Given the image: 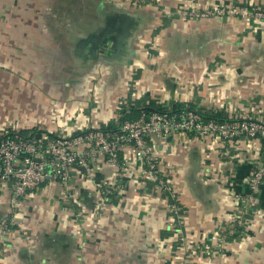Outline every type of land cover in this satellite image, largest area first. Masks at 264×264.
<instances>
[{
	"label": "crops",
	"instance_id": "crops-1",
	"mask_svg": "<svg viewBox=\"0 0 264 264\" xmlns=\"http://www.w3.org/2000/svg\"><path fill=\"white\" fill-rule=\"evenodd\" d=\"M87 3L80 16L74 0L63 12L59 0H0V134H110L144 107L264 120V0ZM181 5L250 14L185 19L173 12ZM148 141L167 188L127 147L116 164L101 158L89 174L74 169L66 187L46 180L16 208L10 183H0V220L13 222L0 236V264L139 263L107 255L113 243L115 254L142 245L148 264H264V184L240 236L222 255L213 247L236 195L248 192L264 140L186 133Z\"/></svg>",
	"mask_w": 264,
	"mask_h": 264
},
{
	"label": "built area",
	"instance_id": "built-area-1",
	"mask_svg": "<svg viewBox=\"0 0 264 264\" xmlns=\"http://www.w3.org/2000/svg\"><path fill=\"white\" fill-rule=\"evenodd\" d=\"M175 13L193 19H208L223 15H249L247 8L230 6H211L201 9L182 5ZM261 15L260 12H253ZM211 113L207 119L192 108L178 110L160 109L141 115L132 121H124L120 129L113 133L99 129L82 131L75 135H49L31 133L26 136L0 134V183L9 182L13 207L21 204L27 192L36 190L46 180L57 181L66 187L71 172L82 166L91 173V168L99 159L109 163L118 162V152L126 148L136 158L144 160L149 177L160 187L167 188L162 177L156 173V158L149 136L165 138L178 134H215L225 140L236 138L264 140V120L246 118L217 119ZM264 184V152L259 156L247 179L248 192L237 194L238 205L233 220L226 228L218 229L215 239L219 248L231 237L240 236L239 228L247 223V216L257 204V194ZM104 197L106 189L100 187ZM174 217H178V207L170 204ZM12 219L0 220V236L12 225Z\"/></svg>",
	"mask_w": 264,
	"mask_h": 264
},
{
	"label": "rangeland",
	"instance_id": "rangeland-1",
	"mask_svg": "<svg viewBox=\"0 0 264 264\" xmlns=\"http://www.w3.org/2000/svg\"><path fill=\"white\" fill-rule=\"evenodd\" d=\"M70 1H72V0H59V2L61 3L60 4V12H63V11H65L66 9V4L68 3V2H70ZM93 0H74V2H75V7H74V13L75 14H78V15H80V16H82V14H83V12H85V10H84V8L83 9H79V8H82L83 7V5L86 3V4H88L87 2H92ZM106 1H110V2H113V1H118V0H106ZM133 1H136V2H143L144 0H133ZM182 6V5H181ZM186 6H188V5H186ZM91 9V8H90ZM63 10V11H62ZM77 10V11H76ZM175 10H176V8L173 10V12L175 13ZM61 15V14H60ZM178 15V14H177ZM178 16H180V15H178ZM223 16H227V15H223ZM181 18H185V19H190V18H188V17H183V16H180ZM215 236H216V234H215ZM181 237V239H183L184 237L183 236H180ZM239 237V236H238ZM237 237V238H238ZM215 241H216V239H215ZM113 246V248L111 249V250H108V253H107V255H112V256H110L111 258H113L115 255H117V256H122V257H124V258H129V257H131V256H133L132 257V260L134 261V259L135 258H139L140 257V261H138L139 263L138 264H148V262H146L147 261V259H145L146 261H143L144 260V258H145V253H146V250H145V248H143V246L141 245V249H139V250H137V249H135V250H127V251H129V252H119L118 251V253L117 254H115V251H116V248H115V243H113L112 244ZM117 247V246H116ZM213 247H215L214 249H216V251L218 252V253H220L221 255L225 252V248L223 247V248H219V245H218V241H217V243H215L214 245H213ZM194 249H195V247H194ZM254 250V253L255 252H257L258 250L257 249H253ZM143 252H145V253H143ZM139 254V255H138ZM141 256H143V257H141ZM112 260V259H111ZM113 262H115V261H113ZM55 263H57L56 262V260H55ZM110 263H111V261H110ZM235 263H238V262H236L235 261ZM50 264H52V263H50ZM54 264V263H53ZM127 264H131V263H127ZM134 264V263H133Z\"/></svg>",
	"mask_w": 264,
	"mask_h": 264
},
{
	"label": "trees",
	"instance_id": "trees-1",
	"mask_svg": "<svg viewBox=\"0 0 264 264\" xmlns=\"http://www.w3.org/2000/svg\"><path fill=\"white\" fill-rule=\"evenodd\" d=\"M160 109H162V108H156V109H153V108H151V107H144V108H142L141 109V112H140V110H137V109H132V110H130V112L131 111H133V112H138V114H137V117L136 118H138L140 115H141V113H144L145 115H148V114H150L152 111H154V110H160ZM175 108H173V110H174ZM183 109V108H182ZM176 110V109H175ZM208 117H210V116H203V118L204 119H207ZM215 118H217V119H221V118H219V117H217L216 115L214 116ZM136 118H134V119H132V120H135ZM132 120H129V121H132ZM32 133H36V131H33ZM8 135H14V133H11V132H9L8 133Z\"/></svg>",
	"mask_w": 264,
	"mask_h": 264
},
{
	"label": "water",
	"instance_id": "water-1",
	"mask_svg": "<svg viewBox=\"0 0 264 264\" xmlns=\"http://www.w3.org/2000/svg\"><path fill=\"white\" fill-rule=\"evenodd\" d=\"M169 139H172V136H169ZM78 168H81L82 170H84V168L82 166H77Z\"/></svg>",
	"mask_w": 264,
	"mask_h": 264
}]
</instances>
